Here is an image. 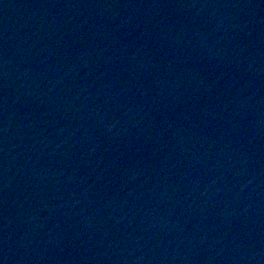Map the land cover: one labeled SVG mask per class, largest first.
Listing matches in <instances>:
<instances>
[{
    "label": "water",
    "instance_id": "1",
    "mask_svg": "<svg viewBox=\"0 0 264 264\" xmlns=\"http://www.w3.org/2000/svg\"><path fill=\"white\" fill-rule=\"evenodd\" d=\"M0 264H264V0H0Z\"/></svg>",
    "mask_w": 264,
    "mask_h": 264
}]
</instances>
